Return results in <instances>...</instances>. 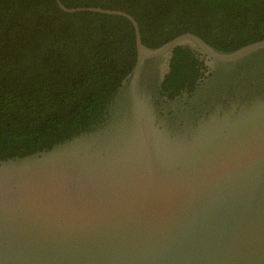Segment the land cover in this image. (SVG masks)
<instances>
[{
    "label": "water",
    "instance_id": "water-1",
    "mask_svg": "<svg viewBox=\"0 0 264 264\" xmlns=\"http://www.w3.org/2000/svg\"><path fill=\"white\" fill-rule=\"evenodd\" d=\"M57 2L127 17L137 62L103 127L0 160V264H264V39L150 48L124 11ZM181 45L208 71L159 104Z\"/></svg>",
    "mask_w": 264,
    "mask_h": 264
},
{
    "label": "trees",
    "instance_id": "trees-1",
    "mask_svg": "<svg viewBox=\"0 0 264 264\" xmlns=\"http://www.w3.org/2000/svg\"><path fill=\"white\" fill-rule=\"evenodd\" d=\"M61 1L132 15L150 48L185 32L225 51L264 39V0ZM137 57L135 28L125 16L68 12L57 0H0V160L103 127ZM205 62L195 47H176L162 97L192 94Z\"/></svg>",
    "mask_w": 264,
    "mask_h": 264
},
{
    "label": "flooded vegetation",
    "instance_id": "flooded-vegetation-1",
    "mask_svg": "<svg viewBox=\"0 0 264 264\" xmlns=\"http://www.w3.org/2000/svg\"><path fill=\"white\" fill-rule=\"evenodd\" d=\"M201 58L203 59V60H205L206 61V59H205V57H204V55L201 53ZM206 63V62H205ZM176 99V98H175ZM175 99H173V100H175ZM167 102V103H169L168 101H172V100H167V99H163V98H161L160 100H159V104H162V102Z\"/></svg>",
    "mask_w": 264,
    "mask_h": 264
}]
</instances>
